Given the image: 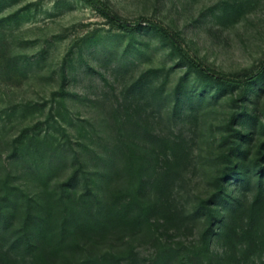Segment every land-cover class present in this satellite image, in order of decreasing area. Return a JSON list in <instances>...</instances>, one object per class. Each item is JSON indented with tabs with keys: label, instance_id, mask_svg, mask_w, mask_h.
<instances>
[{
	"label": "rangeland",
	"instance_id": "obj_1",
	"mask_svg": "<svg viewBox=\"0 0 264 264\" xmlns=\"http://www.w3.org/2000/svg\"><path fill=\"white\" fill-rule=\"evenodd\" d=\"M101 1L0 0V255L264 264V0Z\"/></svg>",
	"mask_w": 264,
	"mask_h": 264
},
{
	"label": "trees",
	"instance_id": "obj_2",
	"mask_svg": "<svg viewBox=\"0 0 264 264\" xmlns=\"http://www.w3.org/2000/svg\"><path fill=\"white\" fill-rule=\"evenodd\" d=\"M86 1L95 10H97L103 17L108 19L112 24L118 25L123 29L133 28L140 23V22H138V24H134L132 22H129V21L122 19L118 15L114 14L110 10V8L101 0H86ZM151 25L153 28H155L159 32H161L165 37L172 40L177 45L178 49L181 51L183 56L189 61V63L198 72H200L202 75L206 76L207 78H209L211 80H214L216 82L230 84V85H244V84H247V83L253 81L259 75V74H255V75L251 74V75H246V76L241 77V78L228 77V76L222 75V74H220V73H218V72H216L210 68L205 67L200 62H198L196 59L192 58L186 51H184V49L180 45L176 36L174 34H172L169 30L164 28L162 25L155 24V23L151 24ZM124 208H128V206L124 205ZM119 219H121L122 221H124V220L126 221L128 219L127 210L119 212ZM10 220H11V217H9L7 215H1L0 216V225H2L4 223L9 224ZM14 245L10 249V251H8L6 253V255H4V256L0 255V264H17L16 259L14 258V260H13L12 256H10L13 249H14ZM24 245H25L24 249L26 250V253H28V254H26L27 256L25 257V259H27V257L32 256V262H27L28 264H47L48 260H47L46 256L40 252H36L35 246L33 243L30 242V240L26 239Z\"/></svg>",
	"mask_w": 264,
	"mask_h": 264
}]
</instances>
